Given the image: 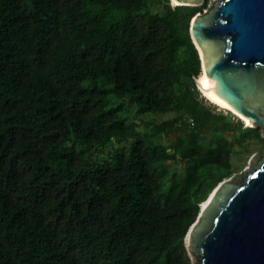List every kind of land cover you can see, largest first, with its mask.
Listing matches in <instances>:
<instances>
[{
    "label": "trees",
    "instance_id": "trees-1",
    "mask_svg": "<svg viewBox=\"0 0 264 264\" xmlns=\"http://www.w3.org/2000/svg\"><path fill=\"white\" fill-rule=\"evenodd\" d=\"M207 4L0 0V264H193L188 231L235 143H168L143 118L191 116Z\"/></svg>",
    "mask_w": 264,
    "mask_h": 264
},
{
    "label": "water",
    "instance_id": "water-1",
    "mask_svg": "<svg viewBox=\"0 0 264 264\" xmlns=\"http://www.w3.org/2000/svg\"><path fill=\"white\" fill-rule=\"evenodd\" d=\"M189 33L212 89L264 135V0H209ZM256 158L237 178L219 182L201 206L187 236L198 264H264V154Z\"/></svg>",
    "mask_w": 264,
    "mask_h": 264
},
{
    "label": "rangeland",
    "instance_id": "rangeland-1",
    "mask_svg": "<svg viewBox=\"0 0 264 264\" xmlns=\"http://www.w3.org/2000/svg\"><path fill=\"white\" fill-rule=\"evenodd\" d=\"M204 1L209 3V0ZM172 4L175 5L174 3ZM159 9L160 8L158 6H155L152 10L156 11ZM205 10H207V6L202 11ZM202 96L203 97H201L200 94L197 97H199V100H201L202 103L212 108L215 112L212 116H208V118L205 116V113L202 114V112L196 108L197 106L194 100L196 96L193 95V93H188L187 95L183 94L182 100L184 109L191 115L189 118H183L180 122L175 124L173 123L174 115L172 114L162 115L160 113H146L145 115L150 116H145L143 118L144 122L149 124L154 123L156 127L161 128L162 137H164L168 143L173 141V139L178 138L181 133L186 131L188 128H192L195 131L202 130V132L205 133L209 139H217L223 135L228 137L235 143L230 156L232 169L234 171L232 179H235L238 175L243 174L249 166H254V164L258 162V159L256 158L258 153L264 154V135L261 133V129L259 127H257L260 131L258 135L256 131L252 129L239 130L241 119L238 116L231 115L228 113V110L211 103L204 95ZM133 112L135 113L134 109ZM136 120L138 122L140 121L139 118ZM242 121V126L247 127L246 122L244 120ZM144 126L145 125L140 122L139 129L144 130ZM250 126L253 125H248V127ZM202 141L207 143L208 140L206 141L205 137V139L202 138ZM169 148H171V144L169 145ZM106 153V150L100 149L93 152L91 156L98 159L101 156H106ZM188 249L193 264H198L199 259L193 255V247L191 243H188Z\"/></svg>",
    "mask_w": 264,
    "mask_h": 264
},
{
    "label": "bare ground",
    "instance_id": "bare-ground-1",
    "mask_svg": "<svg viewBox=\"0 0 264 264\" xmlns=\"http://www.w3.org/2000/svg\"><path fill=\"white\" fill-rule=\"evenodd\" d=\"M176 3H178L176 0H173ZM200 53L201 49H200ZM198 81V86L202 92V95H204L211 103L225 109L228 111H231L233 114L238 116L241 120H244L246 122V125H253L252 121L250 118L244 116L242 113L238 112L236 108L223 99L221 96H219L211 87L209 77H208V69L207 67L203 66L202 72L200 73L199 77L197 78ZM177 121V120H176ZM208 199V198H207ZM207 206L206 201L203 202L202 207L205 208ZM189 242V240L187 239Z\"/></svg>",
    "mask_w": 264,
    "mask_h": 264
},
{
    "label": "crops",
    "instance_id": "crops-1",
    "mask_svg": "<svg viewBox=\"0 0 264 264\" xmlns=\"http://www.w3.org/2000/svg\"><path fill=\"white\" fill-rule=\"evenodd\" d=\"M194 100H195V103L197 106L196 108L199 109V111H201L202 114L205 113V116H207V118H208V116H210V115L212 116L215 113L212 108H210L209 106L202 103L201 100H199V97L194 98Z\"/></svg>",
    "mask_w": 264,
    "mask_h": 264
},
{
    "label": "built area",
    "instance_id": "built-area-1",
    "mask_svg": "<svg viewBox=\"0 0 264 264\" xmlns=\"http://www.w3.org/2000/svg\"><path fill=\"white\" fill-rule=\"evenodd\" d=\"M197 89H198V87H197ZM201 97H203V96H202V93H201Z\"/></svg>",
    "mask_w": 264,
    "mask_h": 264
}]
</instances>
